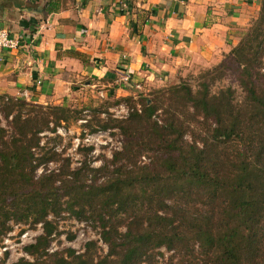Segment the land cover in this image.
<instances>
[{
  "label": "trees",
  "instance_id": "1",
  "mask_svg": "<svg viewBox=\"0 0 264 264\" xmlns=\"http://www.w3.org/2000/svg\"><path fill=\"white\" fill-rule=\"evenodd\" d=\"M263 49L264 0H260L252 29L203 74L206 76L212 71L209 78H219L231 63L243 91L242 99L234 100V90L230 86L209 92L208 85L202 82L193 95L185 88L195 115L202 117L204 123L205 119H210L212 124L198 127L200 136L190 143L179 140L183 133L182 121L173 111H168L164 124L156 128L150 118L161 107L154 101L145 99L140 113L126 119L99 120L102 130L111 126L119 129L125 140L121 148L124 150L126 140L131 139L130 122L142 117L152 124L149 138L164 144L161 164L172 178V185L187 180L210 190L202 194L205 199H197L206 209L195 215L190 232L205 256L201 264H264V87H256L252 77L253 71L260 67L258 56ZM261 66L264 68V64ZM0 103L2 117L9 127L6 134L0 126V226L5 229L4 222L10 217L18 221L31 216L30 223L41 222L42 234L34 243L23 247L27 254L56 256L45 251L48 237L55 230V225L45 217L61 210L97 220L108 252L92 262L87 253L73 255L69 251L66 258L59 256L54 264H140L148 250L160 245L169 248L181 239L177 233H167V226H171L173 219L160 213L164 209L171 210L172 215L181 219L188 210L187 202L172 209L165 203L170 199L168 194L177 192L178 187L171 190L170 182L163 181L149 190L146 188L147 201L139 203L135 195L137 188L147 186L156 176L148 175L151 179L147 180L140 174L121 175L117 173L119 170L107 169V163L96 169L81 163L71 169L67 158H63L64 164L54 170L43 167L42 173L35 177L34 171L41 164L55 162L58 154L50 152L45 160H39L43 161L41 164L32 163L30 149L34 142L31 136L36 131L34 120L39 118L34 109L49 110L54 115V124L65 120L69 109L26 102L23 97L5 94H0ZM47 122L43 119V123ZM163 132L168 136L177 133L180 146H176V139H164ZM223 158L234 165L230 176L224 175ZM101 171L112 174L96 182L94 175ZM89 172L93 177L86 183ZM120 226L123 231H119ZM177 226L183 229L180 223ZM90 246L88 243L87 247ZM21 261L11 264H24Z\"/></svg>",
  "mask_w": 264,
  "mask_h": 264
},
{
  "label": "rangeland",
  "instance_id": "2",
  "mask_svg": "<svg viewBox=\"0 0 264 264\" xmlns=\"http://www.w3.org/2000/svg\"><path fill=\"white\" fill-rule=\"evenodd\" d=\"M256 17L257 13L249 20L246 27L236 30L237 41L252 29ZM225 52L219 55L216 62H211V58L205 62H194L191 66L179 69L180 73L176 72L169 78L133 81L129 77L130 74L125 73L123 77L119 78L125 84L130 83V85H125L127 90L125 94H116L113 90V83L108 80L96 83L95 78L84 77L79 78L80 82H76L75 77H71L67 97L63 95L62 100L58 103L42 104L61 105L69 109V112L65 114L66 119L59 120L57 124H54V115L49 113V110L34 109L39 118L34 120L33 128L36 131L31 136L34 142L30 149L32 163L41 164L43 161L39 160H45L50 152L58 154L55 162L41 164L33 173L35 177L42 173L43 167L46 166L48 169L54 170L64 164L63 158H67L71 169L80 166L81 163L87 165L89 169H96L103 163H107V169L119 170L117 173L121 175L140 174L147 180L151 179L148 175L156 176V179L151 180L147 186L137 188L135 195L139 197V203L147 201L146 188L149 190L163 181L170 182L171 190L178 187L177 192L168 194L170 199L165 200V203L172 209V207H180L187 202L188 210L184 211L181 219L172 215L171 210L164 209L160 213L161 215L166 213L173 219L171 226L174 228L171 229V226H167L169 229L167 233H177L181 239L170 244L169 248L160 245L148 250L141 257L140 264H201L204 262L205 256L199 249L193 233L190 234V232L195 215L203 213L206 209V206L198 200L205 199L202 194L210 190L187 180H179L177 184L172 185V178H169L161 164L164 144L149 138L152 124L146 122L142 117H138L133 123L130 122L128 129L131 139L129 142L126 140L124 150L121 148L125 144V140L119 129L111 126L102 130L99 128V120L126 119L134 113H140L141 105L145 99L147 102L154 101L158 107H161L150 118L151 122L157 125L156 128L164 124V120L168 117V111H173L182 121L181 132L183 133L179 140L183 143H190L194 138L200 136L198 127L211 124V120L205 119L206 123H204L202 117L195 115L191 101L185 95V88H188L190 94L193 95L200 88L202 82L208 85L209 92H216L218 88L230 86L234 90V100L238 102L242 99L243 91L237 82L236 71L231 63H228L231 66L226 68L219 78L215 77L211 80L209 77L212 76V71L206 76L203 75L206 69H210L223 58ZM258 59L260 67L253 71L252 77L256 87L261 89L264 87V68L261 66L264 64V49ZM103 77L106 78V76ZM85 79L89 80V84L84 85ZM125 97H128V100ZM43 119L48 121L47 124L43 123ZM0 126L5 129L6 134L9 133V127L2 117L1 110ZM162 135L165 136L164 139L167 137L176 139V146H180L177 133L168 136L163 132ZM1 144L0 141V146ZM87 147H90L89 151L84 150ZM118 151H121V154L113 155ZM223 163L226 167L224 175L233 174V163L225 158H223ZM110 174H112L110 171L96 172L95 181L100 182ZM92 177V173L89 172L86 183ZM27 218V220L16 221L10 217L4 222L5 229L0 226V264H11L20 259L24 264H54L59 256L66 258L69 251L73 255L87 253L89 257H92V262H95L96 259L106 256L108 252V246L101 237V227L97 220L80 218L67 210H61L58 214L48 213L45 217L55 225V230L48 237L45 251L47 254L55 253L56 256L48 258L44 253L36 256L29 255L23 250V247L34 243L35 238L42 234V228L41 222L30 223L31 216ZM178 223L183 229L177 226ZM123 230V226H120L119 231ZM88 243H91L90 247H87Z\"/></svg>",
  "mask_w": 264,
  "mask_h": 264
},
{
  "label": "crops",
  "instance_id": "3",
  "mask_svg": "<svg viewBox=\"0 0 264 264\" xmlns=\"http://www.w3.org/2000/svg\"><path fill=\"white\" fill-rule=\"evenodd\" d=\"M259 1L0 0V27L23 37L17 49L0 52V94L26 90L27 101L54 104L67 97L71 77L102 83L107 75L125 94V73L159 80L194 62H216Z\"/></svg>",
  "mask_w": 264,
  "mask_h": 264
},
{
  "label": "built area",
  "instance_id": "4",
  "mask_svg": "<svg viewBox=\"0 0 264 264\" xmlns=\"http://www.w3.org/2000/svg\"><path fill=\"white\" fill-rule=\"evenodd\" d=\"M22 40L21 35L11 36L5 28L0 27V52L17 49L22 44ZM21 96L26 99L28 92L26 90L21 91Z\"/></svg>",
  "mask_w": 264,
  "mask_h": 264
}]
</instances>
